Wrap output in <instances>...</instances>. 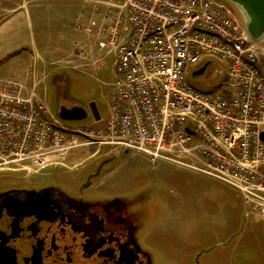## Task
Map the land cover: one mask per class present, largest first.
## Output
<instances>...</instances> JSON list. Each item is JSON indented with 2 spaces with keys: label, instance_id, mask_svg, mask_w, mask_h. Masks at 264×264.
Segmentation results:
<instances>
[{
  "label": "built area",
  "instance_id": "obj_1",
  "mask_svg": "<svg viewBox=\"0 0 264 264\" xmlns=\"http://www.w3.org/2000/svg\"><path fill=\"white\" fill-rule=\"evenodd\" d=\"M111 12L99 43L115 75L103 127L69 130L1 82L0 170L75 148L137 152L229 185L264 222V46L224 0H117ZM208 62L223 65V92L189 82Z\"/></svg>",
  "mask_w": 264,
  "mask_h": 264
},
{
  "label": "rangeland",
  "instance_id": "obj_2",
  "mask_svg": "<svg viewBox=\"0 0 264 264\" xmlns=\"http://www.w3.org/2000/svg\"><path fill=\"white\" fill-rule=\"evenodd\" d=\"M240 21L244 23L242 17ZM112 62L113 57L108 56L103 68L65 67L64 70L69 71L70 75L66 88L61 90L60 98L50 88L45 104L51 115L57 117L59 99L84 107L95 103L101 115L99 122L91 117L84 122L64 125L69 130L102 128L111 114L115 85ZM222 66L216 62L203 76H192L189 82L203 91L223 92L225 80L216 72ZM66 139H70L67 133ZM107 152L108 149L104 148L99 155H94V149L75 148L46 156L44 164L38 159L29 160L21 166L0 170V186L53 185L77 194L79 188L88 183L89 175L103 165L99 177L92 181L86 194L105 199L116 193L136 201L134 209L143 214L138 239L144 250L152 255L154 264H221L218 253L223 242L221 238L240 219L236 211L240 209L238 205H242L241 199L244 217L253 220L255 216L246 207L242 196L217 179L195 176L193 184L187 185L185 182L187 187L195 189L182 191L175 181L167 179L184 173L178 170V165L164 160L153 162L147 155L137 152L106 157ZM182 177L185 181L192 180L191 176ZM145 190L152 192L150 197H141V192ZM236 194L239 195L237 199L234 197ZM231 246L240 248L241 243L233 241L229 244ZM248 252L251 256L247 259L252 260L253 264L259 261L264 264L263 246H253L252 251Z\"/></svg>",
  "mask_w": 264,
  "mask_h": 264
},
{
  "label": "crops",
  "instance_id": "obj_3",
  "mask_svg": "<svg viewBox=\"0 0 264 264\" xmlns=\"http://www.w3.org/2000/svg\"><path fill=\"white\" fill-rule=\"evenodd\" d=\"M116 3L117 0H0V83L17 82L25 98L47 104L50 88H66L70 75L64 69L68 65L74 69L103 68L108 56L99 48L101 31L109 25ZM179 168L192 180L185 181L182 175L167 179L175 181L182 191L195 189L185 184H193L195 176L210 177L187 167ZM141 193L150 197L152 192ZM240 203L236 211L240 219L221 238V264H253L247 259L251 256L248 251L253 246L264 247V223L257 215L247 220L242 199ZM237 240L240 248L229 247Z\"/></svg>",
  "mask_w": 264,
  "mask_h": 264
},
{
  "label": "flooded vegetation",
  "instance_id": "obj_4",
  "mask_svg": "<svg viewBox=\"0 0 264 264\" xmlns=\"http://www.w3.org/2000/svg\"><path fill=\"white\" fill-rule=\"evenodd\" d=\"M54 90L60 98L62 89ZM66 104L73 105L59 99L56 111ZM87 184L77 194L53 185L0 186V264H154L138 239L136 201L89 197Z\"/></svg>",
  "mask_w": 264,
  "mask_h": 264
},
{
  "label": "water",
  "instance_id": "obj_5",
  "mask_svg": "<svg viewBox=\"0 0 264 264\" xmlns=\"http://www.w3.org/2000/svg\"><path fill=\"white\" fill-rule=\"evenodd\" d=\"M237 9L239 15L244 20V27L249 38L257 44L264 45V0H225ZM211 66V63H206L203 67L193 73L194 78L203 76ZM71 106V107H70ZM89 112L90 110V113ZM93 117L95 121L101 120V115L95 103L88 107L77 104L65 105L59 108L57 118L65 123H80L87 121ZM264 140V135H262ZM128 153V152H126ZM103 167V165H102ZM100 170L98 171V173ZM90 184H87L88 187Z\"/></svg>",
  "mask_w": 264,
  "mask_h": 264
}]
</instances>
